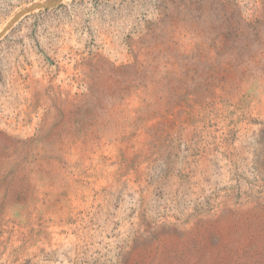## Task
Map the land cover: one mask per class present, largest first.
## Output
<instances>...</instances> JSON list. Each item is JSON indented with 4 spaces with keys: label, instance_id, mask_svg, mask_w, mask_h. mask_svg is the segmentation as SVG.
Wrapping results in <instances>:
<instances>
[{
    "label": "rangeland",
    "instance_id": "rangeland-1",
    "mask_svg": "<svg viewBox=\"0 0 264 264\" xmlns=\"http://www.w3.org/2000/svg\"><path fill=\"white\" fill-rule=\"evenodd\" d=\"M45 1L0 0V31ZM0 264H264V0H66L16 22Z\"/></svg>",
    "mask_w": 264,
    "mask_h": 264
},
{
    "label": "water",
    "instance_id": "water-1",
    "mask_svg": "<svg viewBox=\"0 0 264 264\" xmlns=\"http://www.w3.org/2000/svg\"><path fill=\"white\" fill-rule=\"evenodd\" d=\"M66 0H48L45 2H40V3H35L32 4L28 7H26L25 9H23L21 12H19L9 23L8 25V29L7 31L16 23L18 22L22 17L29 15L33 12L39 11V10H48L54 7H57L58 5H60L61 3L65 2ZM6 31V32H7ZM5 32V33H6ZM4 33V34H5ZM4 34H0V39Z\"/></svg>",
    "mask_w": 264,
    "mask_h": 264
},
{
    "label": "bare ground",
    "instance_id": "bare-ground-1",
    "mask_svg": "<svg viewBox=\"0 0 264 264\" xmlns=\"http://www.w3.org/2000/svg\"><path fill=\"white\" fill-rule=\"evenodd\" d=\"M11 22V21H10ZM10 22H8V24H6L3 28H2V30L0 31V34H4L6 31H7V27H8V25H9V23Z\"/></svg>",
    "mask_w": 264,
    "mask_h": 264
}]
</instances>
